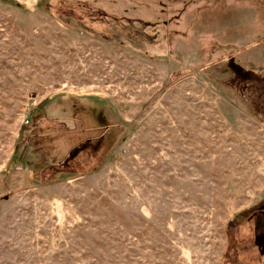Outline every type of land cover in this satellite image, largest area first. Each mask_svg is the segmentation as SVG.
Masks as SVG:
<instances>
[{"label":"rangeland","instance_id":"1","mask_svg":"<svg viewBox=\"0 0 264 264\" xmlns=\"http://www.w3.org/2000/svg\"><path fill=\"white\" fill-rule=\"evenodd\" d=\"M263 99L264 0H0V264H264Z\"/></svg>","mask_w":264,"mask_h":264},{"label":"trees","instance_id":"2","mask_svg":"<svg viewBox=\"0 0 264 264\" xmlns=\"http://www.w3.org/2000/svg\"><path fill=\"white\" fill-rule=\"evenodd\" d=\"M264 100V99H263ZM264 103V102H263ZM45 120L51 121L50 118L45 117ZM63 122V121H61ZM39 123V122H38ZM37 123H35V127H36ZM109 130V128L107 129ZM244 213H239L237 215H235L232 220H235L237 217L241 216ZM254 217L253 219H255V245L258 246V248H260V250L262 251V255H264V203H261V205H259L257 208H253L250 210V214L247 216V218H251ZM232 220H230V222H232Z\"/></svg>","mask_w":264,"mask_h":264}]
</instances>
